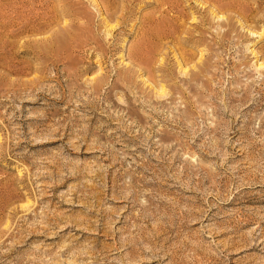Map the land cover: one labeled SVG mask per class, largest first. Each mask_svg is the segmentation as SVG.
<instances>
[{"label":"rangeland","instance_id":"1","mask_svg":"<svg viewBox=\"0 0 264 264\" xmlns=\"http://www.w3.org/2000/svg\"><path fill=\"white\" fill-rule=\"evenodd\" d=\"M231 1L183 73L156 0H0V264H264V0Z\"/></svg>","mask_w":264,"mask_h":264},{"label":"bare ground","instance_id":"2","mask_svg":"<svg viewBox=\"0 0 264 264\" xmlns=\"http://www.w3.org/2000/svg\"><path fill=\"white\" fill-rule=\"evenodd\" d=\"M29 1L30 0H7V3L9 4L8 10L11 8V14H16V12L19 10L18 7H21L20 5H23V4L26 5V3ZM188 1L189 0H156L157 5L155 6L156 13H158L157 18L159 19V21H158L159 27H157L158 29L155 28V30L157 31L156 37H157V39H159V41L163 45L165 44L164 41H166V43L168 41L172 43L171 48H172L173 56L175 58L176 65L178 67V70L182 71L183 73H185V69H186L189 62L187 60H185L183 51H181L179 49V47L176 45V43H179L178 38H180L183 45L192 44L195 46H197V45L198 46H208V49H210L211 47L209 45V42L207 41V37L205 36L206 33H209L211 36L210 41H213V42H215L216 45L220 46L222 44V41L229 36L230 32L235 30L232 15H230L229 13H233L235 20L239 21V23L242 24L241 17H242L244 10H245L244 4L242 5V3H241V5H240L239 2L237 3V2L231 1V0H194L195 4H197V6L201 5V7L203 5H205L206 3H208L206 9L203 12L204 14L202 13L203 15L201 17L196 18L193 15L194 14L193 12H188V11H187L188 13L185 12L186 7L183 4H184V2H188ZM92 2L97 8H99L98 10H99V14L101 16H103V15L107 16L109 14V11L111 10L112 5H114L113 3L115 2V0H92ZM28 5H30V4H28ZM17 8H18V10H17ZM189 8H191V7L189 6ZM4 10H5V8H4ZM31 10H33V9H31ZM8 13L10 14V12H7L6 14H8ZM20 13H22V12H20ZM200 15H201V13H200ZM153 16L146 15L144 17V20H146V23H147V21L148 22L153 21V19H152ZM223 16L226 20V23L217 24V25H220V27H222L221 25H225V26H227V29L225 31H223L222 33H217L218 41H216L215 34H213L212 32H209L208 28L205 27V22H206V24L207 23L209 24L210 20H207V19H214V18L219 19L220 17L222 18ZM154 17L156 18V16H154ZM2 18L3 17H1V19ZM5 19H6V16H5ZM187 19L188 20L191 19L192 21H195V25L193 26V29H189V27L186 28V26H183V24H185L183 22ZM154 21H156V20L154 19ZM13 24H15V22H13ZM149 25H151V24H149ZM155 25H156V23H155ZM11 26H13V25H11ZM242 26H243V24H242ZM114 27H115L114 25H110L109 22H106L104 24L105 33L108 34L109 32H111V30H113ZM3 29H4V27H3ZM259 29L260 28L257 29L256 27L248 26L246 28V31H248L249 33H255L259 36H262V33L264 31L261 29L259 30ZM167 44H165V45H167ZM185 54H187V53H185ZM198 55H199L198 60H200V62H202V58H203L202 51H200ZM128 56L130 57V59H133L134 61H140L141 62V55L139 54V52L137 50H134L133 52H131V54H128ZM160 62H162V52H161ZM191 65H192V67L197 66L196 64L195 65L191 64ZM258 66L264 67V64L259 63ZM122 79L124 81H127V76L126 75L123 76ZM207 79H208V77H207ZM157 91L158 92H156V93H158L159 96H163V95L167 94L166 89H165L163 84H161L159 86Z\"/></svg>","mask_w":264,"mask_h":264}]
</instances>
